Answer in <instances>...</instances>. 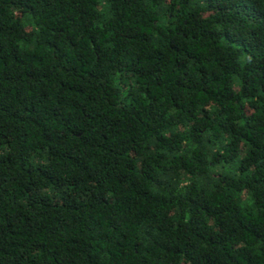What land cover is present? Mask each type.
<instances>
[{
	"label": "trees",
	"instance_id": "trees-1",
	"mask_svg": "<svg viewBox=\"0 0 264 264\" xmlns=\"http://www.w3.org/2000/svg\"><path fill=\"white\" fill-rule=\"evenodd\" d=\"M0 264H264V0H0Z\"/></svg>",
	"mask_w": 264,
	"mask_h": 264
}]
</instances>
